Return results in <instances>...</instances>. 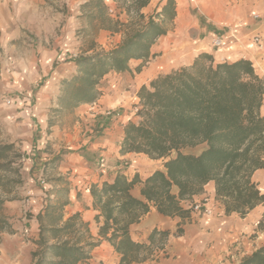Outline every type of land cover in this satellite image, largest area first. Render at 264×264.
I'll return each mask as SVG.
<instances>
[{
  "label": "trees",
  "instance_id": "1",
  "mask_svg": "<svg viewBox=\"0 0 264 264\" xmlns=\"http://www.w3.org/2000/svg\"><path fill=\"white\" fill-rule=\"evenodd\" d=\"M113 1L125 21L117 15L111 17L104 0H87L81 5L91 23L121 34L122 41L110 51H94L75 59L74 73L60 83L56 108L52 109L55 115L95 103L102 95L100 83L109 74L127 73L136 62L133 71L140 73L155 56L152 49L158 38L173 27L174 0H166L148 16L142 10L151 0ZM137 98L138 120L124 124L119 153L161 161L162 170L144 180L138 174L129 179L118 173L111 182L90 186L92 205L98 211L95 220H103L97 240L78 213L65 218L70 190L63 188L65 178L52 179L58 186L47 191L45 204L35 216L38 234L32 240L31 264H83L101 242L110 245L118 264H159L169 231L154 229L146 243H139L131 239L130 226L150 207L164 217L190 220L191 211L182 202L191 203L209 183L224 216L244 219L256 207L264 206V193L253 181L254 173L264 169V76L255 71L251 61L215 62L211 54L200 53L190 65L158 75L142 86ZM53 126L51 119L48 128ZM202 145L204 149L197 155L182 153ZM12 149L13 145H0V171L13 163L7 160ZM137 184L141 185V199L131 193ZM3 205L0 200V211ZM6 228L1 217L0 233ZM239 264H264V245Z\"/></svg>",
  "mask_w": 264,
  "mask_h": 264
},
{
  "label": "crops",
  "instance_id": "2",
  "mask_svg": "<svg viewBox=\"0 0 264 264\" xmlns=\"http://www.w3.org/2000/svg\"><path fill=\"white\" fill-rule=\"evenodd\" d=\"M60 1L0 0V98L9 97L13 102L11 106H5L0 102V145H14L18 151L26 155L27 158L22 162L25 163V167H28V171L30 168L36 171V175L32 176L38 180L43 177L44 162L47 161L46 165L51 166V161L59 158L50 169L51 175L48 176L46 170L44 178L63 177L71 183L69 204L64 208L65 218L78 213L80 219L87 223L91 236L97 240L98 227L103 220L99 218V223L95 220L98 211L92 205L90 186L100 185L104 181L111 182L118 173L124 174L129 179L138 174L139 178L144 180L154 171L162 170V166L160 161L147 160L152 164H148L149 168L143 169L139 163H144V160L139 159L137 154L120 155L123 126L133 118V113L123 108L125 104L118 108L120 102L117 101L116 93L112 96L102 94L95 103L80 106L77 109L78 113L92 112L90 115L84 112L94 118L88 130L85 127L86 130L83 132L73 126L60 131L57 126H54L50 128L52 133L47 135V122L50 117L48 109L55 102L61 81L68 79L76 68L75 63L70 60L75 40L69 28V21L59 31L60 16L52 11V7H56ZM165 1L151 0L149 5L158 6ZM174 1L176 17L173 27L176 23H180V26L172 27L165 36L159 37L152 49V54H155L156 48L160 50V46L166 39L168 48L178 45L176 61L185 57L189 59L181 67L190 65L200 53L211 54L215 62L246 59L252 64L254 60H259L264 65V48L258 49L251 41L252 36L256 34L264 38V0ZM85 2L86 0H66L70 7L80 6ZM104 2L107 6L114 5L112 0H104ZM190 7L197 9L199 20L191 21L187 17L186 8ZM254 16H258L260 20L255 21ZM70 20L73 21L72 18ZM183 20L185 23H182ZM230 30L236 34L237 43L227 49H212L211 38ZM176 36L177 43H175ZM161 39L163 42L157 46ZM181 55H183L182 58H179ZM152 65L146 71L135 74L134 94L130 97L134 104L138 103L137 92L142 86H148L149 82L158 75L168 73L160 72V70L152 71ZM126 74L118 76L124 77ZM115 75L109 74L104 81L112 79L111 77ZM108 109L113 112L111 118L105 117V111ZM60 143L66 147L62 151L60 149L63 145L60 146ZM48 146H51V150ZM203 149L202 145L201 151ZM49 151L52 153L48 154ZM99 159L105 160L103 167L98 163ZM124 161L130 163L131 169L128 168L125 171L121 169ZM253 181L264 193V169L254 173ZM140 189V184L132 189L131 193L135 198L141 199ZM176 192L177 189L173 188L172 193L176 194ZM44 198V194L32 190L31 206L36 215L43 208ZM203 198H208L209 205L213 206L214 212L211 216L198 218L192 214L190 220L182 221L179 218L164 217L158 214L154 207H150L149 212L142 216L137 224L130 226L131 239L146 243L154 229L169 231L164 248L165 257L159 258V264L169 262L170 258H166L169 253L178 258V261H173L174 264L188 262L196 264L193 258L200 249L201 251L206 249L208 252L209 243L220 240L221 236L235 230L237 226L239 228L240 223L245 222L251 215L259 216L257 219H260L264 213V206H258L244 219L235 215L224 216L223 207L215 201L212 183L207 184L203 192L194 196L191 202ZM188 204L186 201L182 202L184 208H187ZM182 223H185L182 225L184 230L186 229L185 234H189L187 248L184 246L186 242L183 243L180 237L174 235V229L177 225L181 227ZM242 229L246 230L248 227L243 224ZM261 234L264 235V229L260 231ZM101 247L110 246L106 242H101L91 251V258L83 264L94 263L95 252ZM215 261L213 258L205 259L203 256L199 264H213Z\"/></svg>",
  "mask_w": 264,
  "mask_h": 264
},
{
  "label": "rangeland",
  "instance_id": "3",
  "mask_svg": "<svg viewBox=\"0 0 264 264\" xmlns=\"http://www.w3.org/2000/svg\"><path fill=\"white\" fill-rule=\"evenodd\" d=\"M113 2L114 5L108 6V8L112 9L113 12L109 13L107 11V13L113 18H115L117 15L119 16L121 21H125L124 14L120 12V8H117L118 4L115 3V1ZM81 5L70 7L69 5H67L66 0H61L56 4V7H52L53 13H57L60 16L58 27L59 31H61L66 22L69 21V28L75 40L70 59L73 62H75V59L78 56L91 55L94 51H110L117 45H119L122 41L121 34L102 30L98 27L97 23H91L89 21V18L87 16H84L82 11L80 10ZM156 7L157 6L149 5L147 8L142 10V13L145 16H148L152 14ZM186 11L187 17L190 18L191 21L199 20V15L196 8H186ZM70 18H72L73 21H71ZM254 20L259 21L260 19L258 18ZM182 23H185L184 20L182 21ZM179 26L180 23H176L174 25V27ZM254 36H258L262 40V45L264 48V38H262L259 34H256ZM176 40H178L177 36L175 37V41ZM251 41L253 43V39H251ZM162 42L163 39L158 41L157 46H160ZM175 43H177V41ZM159 49L160 50H158V48L155 49V56L151 58L147 64H145L141 71L144 72L150 65L162 62L165 65H159V67L161 68L160 72H169L171 70L180 68L189 60L185 59V57L176 61V59L178 58V45L176 44L173 47L168 48L166 45V39ZM165 55L168 60L166 62H163L162 58ZM182 56L183 55L179 56V58H182ZM137 64L139 63H133L131 65V71L127 72V74L125 73L126 75L124 77L118 76L119 74H116L115 77H111L114 80L106 79L105 81L103 80L100 83L101 94L112 96V94L116 93L117 101L120 102L118 108H120V105L125 104V107L123 108H126L129 112L133 113V118L131 119L133 121L138 120L135 117L137 104H134L130 99V97H132L134 94L133 80L135 78V73L133 71V68ZM253 68L259 75L264 76V65H262L259 60L253 61ZM53 108H56L55 102L48 109V115L50 117L47 122V127L49 120L51 119L54 122V126H57L60 131L61 129H66L67 127L72 128L73 126H76L77 130H83L84 132V130H88L90 128L89 126L93 124L92 120L94 118L89 117L84 113L86 112L90 115L92 113L91 111H80V113H78V107L70 112H65L61 115H55L52 112ZM107 111L111 112V115H105V117L111 118L113 116L112 110L108 109L105 112ZM81 114L83 116L82 119ZM46 132L47 135H50L52 133L50 128H48ZM61 144L62 143H60L59 145H63L60 149L62 151L66 147H64V144ZM201 148L202 146L186 148L182 150V153L197 155L201 152ZM48 149L51 150V146H48ZM51 153L52 151H49L48 154ZM137 157L141 160H144V163H139V165L143 169L149 168L148 164H152L149 163V161H147L149 159L143 155H138ZM26 158L27 156L23 155L20 151H18V148L13 145V149L7 154V160H10L13 163H11V165L7 169L0 171V200L4 201L3 208L0 211V218L3 217L7 223L6 231L0 233V264H31L30 253L35 250V246L32 244V240L36 239L38 234L36 227L37 223L35 221L36 212L32 211L31 206L32 190H37L46 196V193L48 190H50V188L58 186L56 182L52 181L54 177L50 179L44 178L46 170L48 171V176L51 175L50 169H52L53 164L56 163L55 161H51V166L46 165L47 161L44 162L45 167L42 171L43 177L38 180L35 179L34 176H32L33 174L36 175V171H33V168H30V170L28 171V167L24 166L25 163H23L22 161ZM99 161L100 159L98 160V163L100 164ZM128 168L131 169L130 163L124 161L121 164V169L125 171ZM65 182L66 183L63 188L72 190L71 183L67 180ZM258 217L259 216L251 215L245 222L240 223L239 228H237L238 226H235V230L233 229L230 233L226 232L224 236H221L220 240H216L215 242L213 241L209 243V245L206 244L209 251L206 252V249L201 251L200 249L198 254L194 255L193 261H195L196 264H199L200 262H202L203 256H205V259H208L210 257L216 260L213 264H237L242 256H245L246 253H250L253 249L260 247L264 243V235H260V231L264 229V213L262 214V217L260 219H257ZM184 224L185 223H182L181 227H179L180 225L176 226V228L174 229V235L176 237H180L183 243L186 242L184 246H186L187 248L189 244V234H185L186 229L184 230L182 226ZM243 224H245L248 229H242ZM95 257L96 260L94 261V263L91 262V264H118V257L111 247H101L95 252ZM159 257H164V253H160ZM166 258H170V263L168 262L167 264H172L173 261H178L177 256H172L170 253L166 255ZM186 264L191 263L188 262Z\"/></svg>",
  "mask_w": 264,
  "mask_h": 264
},
{
  "label": "built area",
  "instance_id": "4",
  "mask_svg": "<svg viewBox=\"0 0 264 264\" xmlns=\"http://www.w3.org/2000/svg\"><path fill=\"white\" fill-rule=\"evenodd\" d=\"M109 13H112L113 10L109 9ZM254 19H258V16H254ZM253 43L258 47V49L263 48L262 40L258 36H254ZM237 36L234 33V31H227L222 34H216L211 38L210 45L212 49L214 50H220V49H227L230 47H233L237 43ZM1 103L5 106H11L13 104L12 99L8 97L1 98ZM106 116L111 115V112L107 111L105 112ZM105 165V160L100 159V166L103 167ZM42 183V182H41ZM191 211V215L197 217L202 216H211L214 212L213 206L209 205L208 198H203L202 200L191 202L188 204V207ZM162 253V251L160 252Z\"/></svg>",
  "mask_w": 264,
  "mask_h": 264
},
{
  "label": "bare ground",
  "instance_id": "5",
  "mask_svg": "<svg viewBox=\"0 0 264 264\" xmlns=\"http://www.w3.org/2000/svg\"><path fill=\"white\" fill-rule=\"evenodd\" d=\"M168 54V53H167ZM168 57V56H167ZM168 60V58H166V55L165 56H163V58H162V61L163 62H166ZM160 63V64H159ZM159 63H157V64H153L152 66H151V70L152 71H159L161 68L159 67V65H165V64H163L162 62H159Z\"/></svg>",
  "mask_w": 264,
  "mask_h": 264
}]
</instances>
